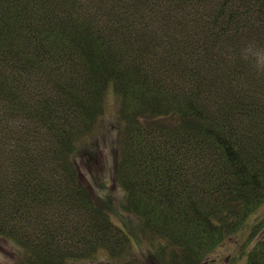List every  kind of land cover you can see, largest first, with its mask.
<instances>
[{"label": "trees", "instance_id": "trees-1", "mask_svg": "<svg viewBox=\"0 0 264 264\" xmlns=\"http://www.w3.org/2000/svg\"><path fill=\"white\" fill-rule=\"evenodd\" d=\"M103 142L127 228L86 184ZM263 207L264 0H0V238L18 264H209L243 233L264 264Z\"/></svg>", "mask_w": 264, "mask_h": 264}, {"label": "rangeland", "instance_id": "rangeland-1", "mask_svg": "<svg viewBox=\"0 0 264 264\" xmlns=\"http://www.w3.org/2000/svg\"><path fill=\"white\" fill-rule=\"evenodd\" d=\"M101 138L104 139L103 136H101ZM110 146L111 143H106V142L102 143L101 148H99L100 149L99 153L106 154V157H107V153H109L110 157H107V160H104L99 164V169L97 172L98 179H92L90 182L87 181L86 184L91 189V192L95 197V201L106 207L107 211L118 225L127 228L129 223L131 225L134 224V222H132L131 219H128V217L119 216L116 211L115 212L112 211L108 206L109 203H114L118 205L124 195L122 193L121 188L116 184L115 177H113V171H112L113 165L111 163L112 157L110 155L111 153ZM105 182L107 183V187L106 189H103L101 188V184ZM116 210H118V207L116 208ZM258 215L260 217L264 215V207L263 210H261L258 213ZM252 225L253 223H249L247 230L250 229ZM246 236L247 233H243L239 235V237L233 236L232 238H230L225 244H223L213 253L211 257L212 261L209 264H246L247 251H244L242 249L243 248L242 244H244V240L246 239ZM146 249L148 248L147 247L143 248L142 252ZM139 250L140 249H138V251ZM143 255H144V262L146 264H160L158 258L154 256L149 257L145 251ZM104 257L105 254L104 256L101 255L100 257H98L93 261L89 260L84 263L80 262L75 264H108L106 258ZM0 262L4 264H18L17 258L15 256L14 248L1 238H0Z\"/></svg>", "mask_w": 264, "mask_h": 264}]
</instances>
